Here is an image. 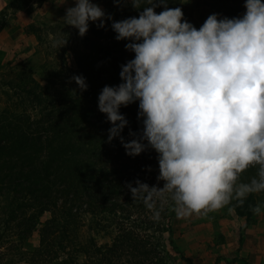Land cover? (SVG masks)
I'll use <instances>...</instances> for the list:
<instances>
[{
	"label": "clouds",
	"instance_id": "1",
	"mask_svg": "<svg viewBox=\"0 0 264 264\" xmlns=\"http://www.w3.org/2000/svg\"><path fill=\"white\" fill-rule=\"evenodd\" d=\"M127 2L143 9L139 18L113 20L112 29L118 41H129L135 58L121 66L119 86L103 88L98 108L112 125L109 143L120 138L132 157L149 147L158 153L163 188L137 180L127 185L133 201H142L155 221L169 203L181 220L225 207L234 213L250 195L264 192V0H246L239 18L212 14L199 29L168 0ZM158 6L164 8L159 14ZM109 19L92 0H75L62 20L84 37L89 22L104 27ZM67 42L61 36L52 46ZM72 79L87 90L84 77ZM137 101L143 130L130 132L134 138L125 142L128 121L120 109ZM251 168L256 174L242 182ZM250 210L259 216L264 204Z\"/></svg>",
	"mask_w": 264,
	"mask_h": 264
},
{
	"label": "trees",
	"instance_id": "2",
	"mask_svg": "<svg viewBox=\"0 0 264 264\" xmlns=\"http://www.w3.org/2000/svg\"><path fill=\"white\" fill-rule=\"evenodd\" d=\"M27 1L15 0L6 9L23 10ZM227 1L207 0V3L214 7ZM230 1L236 6L231 12L218 10L216 14L221 19L239 18L246 12V0ZM167 6L178 7V2L168 0ZM6 9L0 14V26L7 22ZM142 10L126 1L108 7L106 16L112 19L106 20L104 27H98V23L89 24L93 26V34L107 41V44H95L91 50L94 56L77 53L76 68L58 83L49 82L50 85L45 87L38 83L31 87L30 79L26 88H19L22 92L20 102L28 101L33 109L38 107V117L25 110L17 112L13 98L0 111V225L23 216V222H32L35 226L37 217L49 212L52 217L43 231L49 227L48 235L57 237L62 233V238L68 240L70 228L80 224L83 214L99 216L100 225L104 223L105 229L117 233L109 254L98 259L101 264H106L105 261L118 264L123 257H134L135 264H143L149 253L162 256L167 252L165 246L160 245V249L155 245L157 250L147 251L144 232L155 235V232L167 231L169 243H174L171 236L176 215L170 210L171 203L164 206L161 219L155 221L142 201H133L127 187L128 184L135 187L139 180L150 187L163 188L164 182L158 180V153L149 147L139 156L132 157L126 154L120 138L109 143L112 125L98 108V97L103 88L119 86L122 83L121 66L135 58V54L126 49L129 41L116 39L112 21L119 22L130 16L139 18L134 14ZM163 10V6L155 8L157 14ZM205 21L193 26L199 29ZM34 30L42 41L39 30ZM74 76L85 78L86 91L80 90L72 79ZM120 112L128 121V127L121 135L125 142H130L134 138L130 132L139 135L143 130V122L138 118L139 102L122 106ZM252 171L253 168L245 173ZM245 173L241 177L246 178ZM255 204L253 194L235 210L240 216L249 217L252 215L249 209ZM34 210L37 213L27 215L28 211ZM32 227L28 231L32 232ZM66 247L61 243L59 250ZM74 250L77 255L88 252L82 245H74Z\"/></svg>",
	"mask_w": 264,
	"mask_h": 264
},
{
	"label": "rangeland",
	"instance_id": "3",
	"mask_svg": "<svg viewBox=\"0 0 264 264\" xmlns=\"http://www.w3.org/2000/svg\"><path fill=\"white\" fill-rule=\"evenodd\" d=\"M13 1L0 0V14ZM172 1L178 2L184 19L192 25L202 23L218 10L231 12L236 6L230 0L214 7L207 0ZM92 2L98 4L105 14L108 7L117 5L114 0ZM74 6L75 0H28L23 10L6 9L7 22L0 26V111L13 98L17 112L25 110L38 117V107L33 109L28 101L20 102V89L26 86L27 81L31 79V87L38 83L43 87L49 86V82L58 83L76 68L77 53L94 56L91 50L95 44H107L106 40L99 39L98 34L92 33L91 25L84 37L80 36L78 29L66 25L62 20L66 9ZM34 29L39 30L42 41ZM61 36L68 39L67 45L61 49L53 47V42ZM255 174L256 169L253 168L252 173H245L246 178L240 179L247 182ZM254 195L256 203L264 204V192ZM235 204L233 200L230 206ZM32 213L37 211H28L27 215ZM251 214L249 217L240 216L236 210L229 214L225 207L206 218L194 215L181 220L175 216L171 236L173 244L168 241L167 231L155 232V235L149 231L143 233L147 251L154 249L155 245L159 249L165 246L167 250L162 256L149 253L143 264H264V212L259 216ZM22 217L0 225V264H101L98 259L109 252L117 236L115 231L105 229L104 223L99 224V216L91 213L83 214L80 224L70 228L72 232L67 234L69 242L62 238V233L59 234L60 228L57 229V237L47 234L49 227L43 231L52 217L51 213L37 217L35 226L31 225L32 222H23ZM30 226H33L32 232L28 231ZM61 243L67 246L66 249L59 250ZM74 245H82L88 252L77 255ZM118 264H135V259L123 257Z\"/></svg>",
	"mask_w": 264,
	"mask_h": 264
}]
</instances>
